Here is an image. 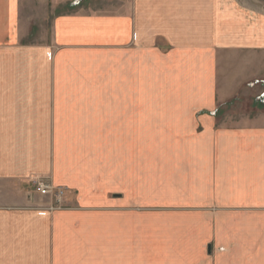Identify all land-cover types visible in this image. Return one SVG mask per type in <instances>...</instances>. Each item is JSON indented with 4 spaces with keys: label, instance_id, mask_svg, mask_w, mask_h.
<instances>
[{
    "label": "crops",
    "instance_id": "0c3cea01",
    "mask_svg": "<svg viewBox=\"0 0 264 264\" xmlns=\"http://www.w3.org/2000/svg\"><path fill=\"white\" fill-rule=\"evenodd\" d=\"M24 3L0 0V264H264V112L226 109L264 79V8L56 0L33 38Z\"/></svg>",
    "mask_w": 264,
    "mask_h": 264
},
{
    "label": "rangeland",
    "instance_id": "374dc122",
    "mask_svg": "<svg viewBox=\"0 0 264 264\" xmlns=\"http://www.w3.org/2000/svg\"><path fill=\"white\" fill-rule=\"evenodd\" d=\"M24 6H26L25 10L30 12V9L32 8V11L34 13L35 19V25L33 29V38H38L46 35L47 30V22L42 21L46 19V13L49 7L53 6L56 0H24ZM244 5H247L249 8L251 7H259L264 8V0H242ZM226 53H223L220 51V54L222 55H228ZM224 57L222 56V59ZM242 59V58H241ZM229 60V59H227ZM221 69H225L229 74L234 73L238 74L241 71L248 69L250 70V63H246L245 61H240L237 63L231 62V63H222ZM264 65V62L259 63V67ZM243 88V87H242ZM228 105H231L232 107H226L227 111L230 112L231 116L241 118L242 116H253L255 113L260 114L264 112V79L258 78L254 79L252 81H249L248 83L244 84V88L237 92V95L234 96L232 99L228 101ZM229 108V110H228ZM217 110V109H216ZM218 112L213 111V115ZM230 122V121H229ZM229 122H226L224 125L230 124ZM201 127V126H200ZM198 128V131H201L202 128ZM172 128H155V127H148L147 130V136H148V143L147 148L150 146H155L156 143H153L152 141L154 139H166L170 138L167 137L166 134H170V131ZM132 171H134L132 169Z\"/></svg>",
    "mask_w": 264,
    "mask_h": 264
},
{
    "label": "built area",
    "instance_id": "2783aa9c",
    "mask_svg": "<svg viewBox=\"0 0 264 264\" xmlns=\"http://www.w3.org/2000/svg\"><path fill=\"white\" fill-rule=\"evenodd\" d=\"M35 189L42 195H52L55 197L56 202L61 206L63 204V196L65 190L62 188H55L44 179H36Z\"/></svg>",
    "mask_w": 264,
    "mask_h": 264
},
{
    "label": "water",
    "instance_id": "95a60500",
    "mask_svg": "<svg viewBox=\"0 0 264 264\" xmlns=\"http://www.w3.org/2000/svg\"><path fill=\"white\" fill-rule=\"evenodd\" d=\"M208 248H209V251H210V246Z\"/></svg>",
    "mask_w": 264,
    "mask_h": 264
}]
</instances>
